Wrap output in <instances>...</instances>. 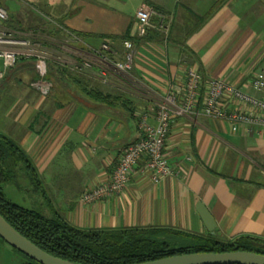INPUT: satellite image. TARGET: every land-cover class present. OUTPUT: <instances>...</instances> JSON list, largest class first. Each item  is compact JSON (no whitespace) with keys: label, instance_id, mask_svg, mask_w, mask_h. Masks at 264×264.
Returning a JSON list of instances; mask_svg holds the SVG:
<instances>
[{"label":"crops","instance_id":"crops-1","mask_svg":"<svg viewBox=\"0 0 264 264\" xmlns=\"http://www.w3.org/2000/svg\"><path fill=\"white\" fill-rule=\"evenodd\" d=\"M2 1L9 18L19 13L28 23L5 24L36 43L34 53L46 58L49 88L46 95L33 88L40 79L24 56L0 84L4 90L18 73L25 76L4 111L11 121L0 131L23 150L38 180H26L32 206L22 207L47 218L58 214L81 229L168 228L211 236L197 213L201 204L217 225L212 237L264 239V134L252 127L233 133L200 110L171 115L164 146L171 175L153 184L140 161L122 193L80 201L108 180L123 149L142 137L140 115L154 125L167 94L176 95L180 110L188 68L260 97L249 81L264 72V0H226L205 21L201 16L217 0L205 12L203 0H193L191 11L178 0H141L132 13L120 0ZM142 6L156 15L140 39L135 15ZM125 34L137 38L132 66L117 74L112 65L122 61L124 49L114 37Z\"/></svg>","mask_w":264,"mask_h":264},{"label":"built area","instance_id":"built-area-1","mask_svg":"<svg viewBox=\"0 0 264 264\" xmlns=\"http://www.w3.org/2000/svg\"><path fill=\"white\" fill-rule=\"evenodd\" d=\"M153 15H156V11L150 6H142L137 10L135 15L137 36L145 35ZM8 18L7 9L0 5V84L7 72L15 67L20 56L31 57L34 58V70L40 79L34 83L33 88L46 95L49 92L48 86L43 82L46 77V58L34 53L36 43L6 26ZM122 46L124 49L122 61L112 65L113 71L117 74L131 68L134 55L131 41H124ZM249 86L260 97L249 95L222 79L206 78L194 67L188 68L180 110L176 109V95L167 94L156 107L154 125L147 122L146 115H140L138 125L142 137L123 149L108 180L82 193L80 201L89 204L122 193L131 171L140 161H143V170L153 184H158L163 178L171 175L172 170L164 156V146L173 112L180 114L200 110L205 117L226 122L233 133L238 132L241 127H252L264 134V72H255Z\"/></svg>","mask_w":264,"mask_h":264},{"label":"trees","instance_id":"trees-1","mask_svg":"<svg viewBox=\"0 0 264 264\" xmlns=\"http://www.w3.org/2000/svg\"><path fill=\"white\" fill-rule=\"evenodd\" d=\"M225 1L217 0L200 20L210 18ZM2 4L3 1L0 0V5ZM72 32L82 39L91 36ZM114 38L121 43L129 40L132 44L137 40L127 34ZM28 59L34 64L33 58ZM97 96H101L103 100L110 98L102 94ZM21 171L25 173L28 181L34 185L38 184L26 154L17 144L0 133V215L20 235L59 259L74 264H138L196 252L246 251L264 255V239L252 236L218 240L212 236L168 228L81 229L71 225L58 214L47 218L36 210L13 203L3 194V187L15 182ZM0 242L6 244L2 239ZM21 255L25 259L21 264H38Z\"/></svg>","mask_w":264,"mask_h":264},{"label":"water","instance_id":"water-1","mask_svg":"<svg viewBox=\"0 0 264 264\" xmlns=\"http://www.w3.org/2000/svg\"><path fill=\"white\" fill-rule=\"evenodd\" d=\"M197 213L207 232L211 236L216 235L218 233L217 225L205 207L199 204L197 207ZM0 239L11 248L38 264H74L54 257L35 246L11 227L1 215ZM138 264H264V255L246 251L221 253L196 252L174 255Z\"/></svg>","mask_w":264,"mask_h":264},{"label":"rangeland","instance_id":"rangeland-1","mask_svg":"<svg viewBox=\"0 0 264 264\" xmlns=\"http://www.w3.org/2000/svg\"><path fill=\"white\" fill-rule=\"evenodd\" d=\"M120 1L125 2L123 9H125L128 13H132L135 7L138 5V3L141 2V0H120ZM178 1L180 5H183L186 8H189L190 11L193 10V0H178ZM214 1L215 0H203L200 12H205L207 8ZM112 2L115 3L114 0H112ZM159 2H161V0H159ZM27 4H30V3H27ZM20 5L22 6L21 3ZM7 6L10 8L11 11L19 10L17 8L18 4H10V5L8 4ZM117 6H120V4H118ZM19 15H20L19 13L12 14L10 18H8V21H10L11 25H13L12 22H14V23H19L21 24V26H24V27L28 26V23L24 20V18H22V16H19ZM24 77L25 76L22 73H18L14 78H11L9 80L7 84L8 86L6 87V89L0 90L1 107L2 105H4L3 109L0 107V131H2L1 128L2 126H4L5 122L11 121L10 117L8 116L6 117L4 115V111L6 108L10 107L13 101L14 90L17 88H22V86L21 85L19 86V84H21L22 79H24ZM26 180L28 181L27 178L26 179L21 178L19 180H16L17 181L16 183L20 185V189H17L14 186V182H13L11 184L5 185L3 187V191H4L6 198L11 200L12 202L17 203L21 206L31 207L32 203L30 201L33 196L32 194L27 195L25 192L27 190L30 191L32 186H30V184H28L29 181L27 182ZM23 261H25V259L21 254L14 251L9 245L0 242V264H21Z\"/></svg>","mask_w":264,"mask_h":264}]
</instances>
